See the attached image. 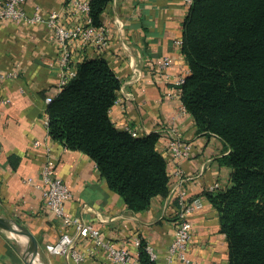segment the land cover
<instances>
[{
    "label": "crops",
    "instance_id": "obj_1",
    "mask_svg": "<svg viewBox=\"0 0 264 264\" xmlns=\"http://www.w3.org/2000/svg\"><path fill=\"white\" fill-rule=\"evenodd\" d=\"M41 8L44 16L57 11L66 27L83 24L85 15L74 11L72 0H27L28 15ZM184 0H112L100 16L108 29V44L98 49L77 41L71 47L74 65L86 59L107 61L121 81L110 109L112 123L139 137L157 133L158 151L168 163L169 194L152 199L148 210L134 212L123 198L110 190L96 163L86 154L67 149L49 135L46 125L47 97L60 93L61 44L54 31L43 24L0 22V216L24 227L32 239V264H114L104 252L75 263L46 250L64 233V227L46 204L41 172L49 163L72 196L65 204L68 217L79 218L101 232L104 240L138 254L135 239L142 240L164 262L178 224V193L197 199L201 207L190 217L193 240L187 250L189 263L228 262L229 248L207 189L230 186L231 169L225 163L229 146L218 136L200 132L195 119L183 113L178 98H167L175 77L188 68L182 52L183 23L188 13ZM165 57L172 60L170 79L159 73ZM174 128L192 145L189 158L176 160L168 154L165 130ZM39 146H35V143ZM177 169L183 175H176ZM26 240L20 232L0 227V264H26ZM93 247L79 239L80 253ZM139 264L140 261H139Z\"/></svg>",
    "mask_w": 264,
    "mask_h": 264
},
{
    "label": "trees",
    "instance_id": "obj_2",
    "mask_svg": "<svg viewBox=\"0 0 264 264\" xmlns=\"http://www.w3.org/2000/svg\"><path fill=\"white\" fill-rule=\"evenodd\" d=\"M112 0H90V17ZM190 69L181 101L200 132L230 148V186L206 193L226 235L229 264H264V0H193L183 23ZM121 81L102 58L86 59L47 107L49 135L88 155L128 209L148 210L169 194L159 134L133 137L110 119ZM141 241L139 261L154 264Z\"/></svg>",
    "mask_w": 264,
    "mask_h": 264
},
{
    "label": "built area",
    "instance_id": "obj_3",
    "mask_svg": "<svg viewBox=\"0 0 264 264\" xmlns=\"http://www.w3.org/2000/svg\"><path fill=\"white\" fill-rule=\"evenodd\" d=\"M27 0H0V22L13 21L25 22L28 24H46L55 34L57 41L61 44V52L59 57V68L61 70V77L59 81V90L62 89L73 79L77 74V67L74 65L71 47L77 42L81 41L83 45L92 44L98 49H103L108 44V29L104 26H94L90 13V0H72L74 11L85 15L83 24H78L74 27H66L62 21L61 15L57 11L49 13L44 16L40 7H36L32 15H28L24 9V3ZM193 0H184L186 8H190ZM182 45V42H179ZM172 66V60L165 57L158 67L159 73L171 78L169 69ZM190 74L189 67L184 73L175 77L173 81V89L166 93L167 98L181 99L182 87L186 82L187 76ZM55 97H47L46 103L49 105ZM183 113L187 110L182 106ZM49 117L46 116V125L48 126ZM133 137H138V134L133 129L127 128ZM165 135L168 137V154L173 159L180 160L189 158L192 152V145L187 142L184 137L174 128L165 130ZM39 146V143H35ZM176 175L182 176L183 171L177 169ZM46 200V204L52 211L54 216L60 220L64 227H74L75 233H64L56 243H50L46 246L48 253L52 255H61L75 263L83 262L87 256L95 255L104 252L108 259L114 264H139V247L141 245L140 239H135V246L138 247V254L132 255L125 248L117 247L114 243L103 239L101 232L91 225L84 224L79 218L68 217L65 213V204L71 198L72 194L65 183L55 175L52 166L47 163L41 172V184L38 185ZM218 185L211 186L207 189L208 193L218 190ZM185 192L178 193V224L176 228V235L173 243L170 245L165 261L160 262L158 255L146 246V251L150 256V260L154 264H175L176 261L182 263H189L187 257V250L193 240V226L190 217L201 207L200 202L195 199L190 201L186 199ZM79 239H89L93 243L87 253H80L76 245ZM213 264H229L228 262H214Z\"/></svg>",
    "mask_w": 264,
    "mask_h": 264
},
{
    "label": "water",
    "instance_id": "obj_4",
    "mask_svg": "<svg viewBox=\"0 0 264 264\" xmlns=\"http://www.w3.org/2000/svg\"><path fill=\"white\" fill-rule=\"evenodd\" d=\"M0 227L20 232V234L25 238L26 245H27L26 250H25L24 260L26 264H32V260L30 259V253H31L33 243H32V239L29 233L27 232V230L21 225H19L18 223L7 220L1 216H0Z\"/></svg>",
    "mask_w": 264,
    "mask_h": 264
}]
</instances>
